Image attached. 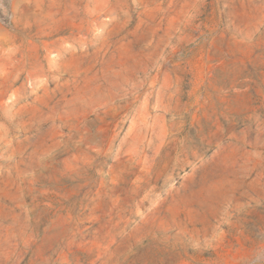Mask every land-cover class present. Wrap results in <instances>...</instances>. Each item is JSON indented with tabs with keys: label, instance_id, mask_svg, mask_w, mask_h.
<instances>
[{
	"label": "rangeland",
	"instance_id": "rangeland-1",
	"mask_svg": "<svg viewBox=\"0 0 264 264\" xmlns=\"http://www.w3.org/2000/svg\"><path fill=\"white\" fill-rule=\"evenodd\" d=\"M0 264H264V0H0Z\"/></svg>",
	"mask_w": 264,
	"mask_h": 264
}]
</instances>
